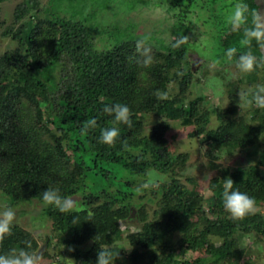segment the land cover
<instances>
[{"label": "trees", "instance_id": "1", "mask_svg": "<svg viewBox=\"0 0 264 264\" xmlns=\"http://www.w3.org/2000/svg\"><path fill=\"white\" fill-rule=\"evenodd\" d=\"M3 1L6 0L0 3ZM38 1L18 3L15 19L27 14ZM47 24L28 34L23 58L4 55L10 66L0 79V191L13 204H43L41 193L47 188H58L63 197L83 194L81 207L70 213H61L54 206H45L44 212L54 233L69 235L65 243L74 248L76 264H96L100 248L113 252L112 244L123 238L119 221L133 217L135 207L127 199L132 194L134 178H145L149 169L168 173L177 163L178 158L174 159L166 144V124L162 122L151 135H144L136 114L152 111L172 120L193 119L200 131L208 112L199 100L184 106L176 97L159 99L155 95L161 92V75L179 66L184 58V44L179 48H174V43L166 46L168 53L163 55V63L144 66L136 62L141 57L130 41L98 50L83 24L60 18L48 20ZM15 37L20 38L18 34ZM179 73L186 79L181 70L175 75L177 79ZM187 81L181 83L184 88ZM236 102L237 97L231 95V104ZM115 103L129 107L131 126L118 125L120 135L113 146H108L100 142V134L112 126L113 117L103 109ZM217 112L221 124L209 130L211 148L230 144L252 147L258 144L256 138L264 135L262 109L254 108L252 123L245 117L228 115L227 109ZM90 118L96 119L97 125L83 135L82 123ZM69 152L72 161L67 158ZM238 173L233 190L254 197L256 203L264 201L259 164ZM209 186L215 195L212 210H221L223 180L214 177ZM158 188L162 200L154 209V218L143 222V213L139 230L125 237L133 247L131 258L139 254L137 247L157 245L162 254L151 264H220L233 257L237 259L233 264H248L239 262L242 251L236 235L253 231L264 238V215H256L252 224H247L245 218L233 220L220 213L209 217L202 211L198 226L187 217L200 209L187 205L185 188L178 179L172 177ZM176 231L183 234L181 242L190 250L200 243L205 245V254L194 260L179 258L173 246L164 245ZM211 236H219V244ZM27 237L26 231L13 225L11 235L0 241V254L24 247ZM86 243L90 246L82 248ZM35 248L32 246V250Z\"/></svg>", "mask_w": 264, "mask_h": 264}, {"label": "rangeland", "instance_id": "2", "mask_svg": "<svg viewBox=\"0 0 264 264\" xmlns=\"http://www.w3.org/2000/svg\"><path fill=\"white\" fill-rule=\"evenodd\" d=\"M21 1L6 0L0 3V79L10 66L4 60L5 53L10 57L23 58L28 34L37 28H46L47 21L56 18L83 24L98 50H106L123 41H130L134 44V52H137V42L146 40L145 47L150 49L153 63L164 62L163 55L168 53L166 46L175 43V37H188L183 46L184 58L180 65L167 70L160 77L161 92L168 97H176L179 104L184 106L199 100L203 109L208 112L207 120L203 121L205 126L199 131L193 119L172 120L167 115H157L152 111L136 114V121L141 122L144 135H151L162 122L166 124V144L174 159L178 158L177 163L168 173L149 169L148 174L153 173L159 177L158 187L167 184L172 177L178 179L185 188L184 199L187 205L200 209L187 217L189 221L200 226L202 211L209 217H215L216 213L228 216L224 208L216 209L215 212L212 210L215 196L209 186L212 178L220 177L224 180L230 177L233 180L239 176V170L259 164L264 180V164L261 162L264 161V135L256 138L258 144L252 147L242 148L230 144L214 149L210 146L209 130L216 129L221 124L217 111L227 109L228 115L237 119L242 116L252 123L255 107L240 109V94L258 84H264V69L257 68L252 73L241 74L235 68V58L228 61L221 52L218 42L220 26L216 24L218 18L213 17L217 13L214 1L39 0L36 6L17 20L14 17V8ZM227 2L226 0L225 3ZM16 34L20 38H16ZM256 52L259 54L257 49ZM179 70L186 79L180 76L181 73L179 79L176 78ZM183 80H188L185 88L181 85ZM231 95L236 96L238 102L231 104ZM53 132V137H56L57 132ZM53 137L49 140L53 141ZM178 155L181 157H177ZM67 158L72 161L70 152ZM147 176L134 178L133 191L127 200L135 209L132 218L119 221L123 238L112 244L114 264H151L162 254V248L157 245L150 248L137 247L139 254L133 259V247L125 238L127 234L139 230L143 213H146L143 222L154 218V209L157 208L159 200H162V192L158 187L143 193L134 191L137 183L147 179ZM70 198L75 201L74 209L81 207L83 194L78 193ZM4 207L15 210L16 219L13 225H18L27 232L26 241L30 240L32 246L36 247L35 251L43 253V264H68L63 258L77 263L76 257L72 251H68L69 246L65 243L69 235L58 236L53 232L43 204L37 201L13 204L0 191V210ZM258 214L264 215V201L256 203L255 213L246 216L245 222L252 224ZM182 238L183 234L176 231L164 245L173 246L181 259L194 260L205 254V245L200 243L195 250H190L185 242H181ZM211 240L219 244L221 238L211 236ZM236 243L242 251L240 263L248 261V264H264V238L253 231L241 232L236 235ZM89 246L90 243H86L81 247ZM234 261H237L235 257L220 264H233Z\"/></svg>", "mask_w": 264, "mask_h": 264}, {"label": "clouds", "instance_id": "3", "mask_svg": "<svg viewBox=\"0 0 264 264\" xmlns=\"http://www.w3.org/2000/svg\"><path fill=\"white\" fill-rule=\"evenodd\" d=\"M255 3V7H253ZM253 3L237 0L233 5L230 13L227 15L226 23L233 33L242 32L240 47L247 51L238 54L237 47H229L225 56L228 61L235 58V68L241 74H248L257 68L264 69V5L253 0ZM174 48H179L188 41L187 36L175 37ZM253 41L259 52L256 55L252 51ZM146 40L137 42L136 50L142 59L137 63L144 66L153 63V57L150 49L145 47ZM155 95L159 99L166 98V93L157 91ZM239 108L255 107L264 110V84H258L254 88H250L240 94ZM103 112L112 116V126L101 130L100 142L113 146L120 135V124L131 126V112L126 104L115 103L111 106H105ZM97 125V120L90 118L82 123L80 132L86 135L91 129ZM127 147V141H124ZM206 176H208L206 174ZM159 177L153 173H149L147 179L140 181L134 188L136 193H143L145 190H151L158 187ZM234 181L228 177L223 180V208L229 218L233 220H242L248 215H252L256 211V201L254 197L239 190H233ZM44 206H54L61 213H70L75 207V201L70 197H63L58 188H47L41 193ZM16 219L15 210L12 207H4L0 210V241L11 235L14 221ZM76 223V220H73ZM24 247L13 249L7 254H0V264H43L44 257L42 252L32 250V242L24 241ZM68 251H74L73 247H69ZM68 264H76L72 259H65ZM96 264H114L113 254L108 248H100L97 252Z\"/></svg>", "mask_w": 264, "mask_h": 264}, {"label": "flooded vegetation", "instance_id": "4", "mask_svg": "<svg viewBox=\"0 0 264 264\" xmlns=\"http://www.w3.org/2000/svg\"><path fill=\"white\" fill-rule=\"evenodd\" d=\"M142 1L145 2L146 0H142ZM212 1H214L215 5H216L215 9L217 10V13L215 14V16L213 15V17L218 18L216 24H219V26H220V33H219L220 36H219L218 42H220L221 52H223L225 54L226 50L229 47H237L238 54L240 52L247 51V49H242L240 47L239 42L242 38V32L233 33L230 30V27L226 23L227 15L230 13L233 5L237 2V0H227L228 1L227 3H225L226 0H212ZM243 2L249 3L251 5L253 3V0H243ZM257 2L264 5L263 0H257ZM252 6L255 7V3H253ZM252 51L254 54L259 55L256 52V47H255L254 41H253Z\"/></svg>", "mask_w": 264, "mask_h": 264}, {"label": "water", "instance_id": "5", "mask_svg": "<svg viewBox=\"0 0 264 264\" xmlns=\"http://www.w3.org/2000/svg\"><path fill=\"white\" fill-rule=\"evenodd\" d=\"M263 4H264V0H263Z\"/></svg>", "mask_w": 264, "mask_h": 264}]
</instances>
